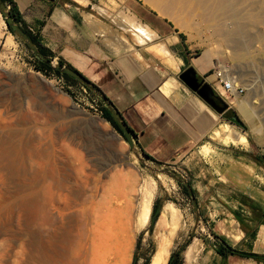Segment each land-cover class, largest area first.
I'll return each mask as SVG.
<instances>
[{
    "label": "rangeland",
    "instance_id": "1",
    "mask_svg": "<svg viewBox=\"0 0 264 264\" xmlns=\"http://www.w3.org/2000/svg\"><path fill=\"white\" fill-rule=\"evenodd\" d=\"M87 2L85 10L115 27L124 28L119 12L147 24L158 34L152 44L163 42L173 56L176 75L190 65L212 82L217 67H227L244 91L229 96L209 85L244 129L216 114L227 124L223 135L242 134L246 142L232 146L247 145L249 161L256 157L264 166V0ZM35 61L0 14V264H130L134 257L135 264H150L163 240L169 241L165 264L177 252L181 264H192L197 245L191 261L185 248L207 232L199 219L193 229L182 182L160 173L161 187L103 121L101 102L76 81L35 71ZM162 169L188 181L182 169ZM146 187L152 192L147 222L135 229ZM157 205L166 217L159 210L151 223Z\"/></svg>",
    "mask_w": 264,
    "mask_h": 264
},
{
    "label": "crops",
    "instance_id": "2",
    "mask_svg": "<svg viewBox=\"0 0 264 264\" xmlns=\"http://www.w3.org/2000/svg\"><path fill=\"white\" fill-rule=\"evenodd\" d=\"M12 1L22 22L18 25L36 39L47 58L74 69L110 101L140 151L156 164L187 173L192 194L198 195L201 229L207 232L203 239L193 238L198 253L192 264H264V166L256 157L249 161L247 145L237 148L214 138L227 124L221 126L217 115L170 71L176 68L173 56L163 42L152 44L158 34L124 12L116 16L124 28L115 27L85 10L87 0ZM138 23L156 36L142 42ZM211 233L261 259L216 254L214 244L220 242Z\"/></svg>",
    "mask_w": 264,
    "mask_h": 264
},
{
    "label": "water",
    "instance_id": "3",
    "mask_svg": "<svg viewBox=\"0 0 264 264\" xmlns=\"http://www.w3.org/2000/svg\"><path fill=\"white\" fill-rule=\"evenodd\" d=\"M0 14L3 17L4 23L6 27L8 28L11 35L15 36L21 43H23L28 50L31 52L32 56L37 60L40 61L46 65L49 66V68L52 71H56L59 74L66 75L68 78L76 81L81 85V87L87 89L89 92H91L100 102L102 107L108 112L112 122L114 123L115 127L119 131L120 135L125 140L130 152L134 156V158L138 161L140 165H142L154 178L155 174L154 171L158 170L156 167L160 166L159 170L163 174L171 177L172 179L176 181H181L186 192L191 198L192 202V211L194 214V230L196 228V225L198 223L199 215L197 212V206L196 202L193 198L190 186L188 184V181L182 176L176 174L175 176L169 174L165 170L162 169V165L156 164L152 161H150L147 156L140 151L139 147L137 146L135 142V136L134 134L129 130V128L126 126L124 121L121 119L120 115L116 111V109L112 106L110 101L94 86L92 85L88 80H86L83 76H81L78 72H75L74 70L68 68L66 65H60L57 61H54L53 59H49L46 56H44L40 50L36 47V45L31 41V39L28 37L26 32L16 23L7 7L6 4H4L0 0ZM196 71L191 67L190 65L184 69L182 72L177 74V79L186 87L187 90H189L191 93L196 95L206 106H208L215 114L221 115L225 119H228L229 121H233L237 123L239 121V118L234 114V112L226 105V103L216 94V92L211 88V86L203 82L201 84H198L196 81ZM232 122V123H233ZM158 182V181H157ZM159 183V182H158ZM159 185H161L159 183ZM162 187V185H161ZM160 210V206L157 205L155 212L153 216L150 218L151 223L153 222L155 216ZM194 230L189 234L188 240L192 237ZM187 240L183 244L185 247V244H187ZM183 247V248H184ZM136 258L134 257L130 264H135Z\"/></svg>",
    "mask_w": 264,
    "mask_h": 264
},
{
    "label": "bare ground",
    "instance_id": "4",
    "mask_svg": "<svg viewBox=\"0 0 264 264\" xmlns=\"http://www.w3.org/2000/svg\"><path fill=\"white\" fill-rule=\"evenodd\" d=\"M107 12V10L104 11V13ZM107 14V13H106ZM162 14V13H161ZM131 20V19H130ZM132 22L134 21L131 20ZM127 22V21H126ZM129 22V21H128ZM127 22V23H128ZM136 23V22H134ZM139 24V23H138ZM138 24H133V25H138ZM129 25V24H128ZM145 25V24H144ZM131 26V25H130ZM148 26V25H147ZM147 26H140V24L137 26V30L140 34V37L139 39L144 42V40L146 41L147 39H144L143 40V37H147L149 39H151L152 37L154 38L156 36L155 32L151 31V29ZM176 26L179 27L180 29H183L179 24L176 23ZM135 27V26H134ZM134 29V28H133ZM137 32V34H138ZM161 45V44H160ZM160 47V46H158ZM161 48V47H160ZM156 49V47H155ZM154 49V50H155ZM159 50V48H157ZM164 49V47H163ZM156 50V51H158ZM162 50V49H161ZM160 51V50H159ZM166 51V50H164ZM168 51V50H167ZM163 52V51H162ZM169 52V51H168ZM167 52V53H168ZM158 53V52H157ZM164 53V52H163ZM166 53V54H167ZM170 53V52H169ZM171 55V54H169ZM164 58V57H162ZM167 59V57L165 58ZM172 59L171 58H168ZM173 61V60H172ZM171 61V62H172ZM175 61V60H174ZM175 64V63H174ZM213 76V75H212ZM227 82V88H228V91L234 95H236V93L234 92V88H235V84H234V81L227 79L226 80ZM223 89H226V88H223ZM227 126V125H226ZM216 140H219V139H222L223 143L224 144H227V143H231V144H235V143H245L246 142V139L245 137L242 135V134H238L237 136H224L223 135V132L222 131H217L216 134H215V137H214ZM158 169V168H157ZM162 173L160 172V170H156L154 171V174H155V179L157 181H159V174ZM150 184V183H149ZM152 184V182H151ZM147 186V185H146ZM151 197H152V192H151V189L149 187H146L144 190H143V194H142V199H141V204H140V208H139V211H138V214L136 216V219H135V225H134V228L138 229V228H141L143 226L146 225V222H147V218H148V214H149V210H150V204H151ZM163 206L161 207V210H162ZM161 215L160 217L163 218V217H166V210L165 208H163V210L161 211ZM171 213V212H170ZM173 215V213H172ZM168 216V215H167ZM171 216V215H170ZM160 219V218H159ZM160 223V222H159ZM168 245H169V241L168 240H163L160 244H159V247H158V250L155 252V255L154 257L152 258V261L150 262V264H165L166 262V259H167V256H168ZM185 259L187 261H191L193 255L195 254L196 252V248H195V244L194 243H190L186 246L185 248Z\"/></svg>",
    "mask_w": 264,
    "mask_h": 264
},
{
    "label": "trees",
    "instance_id": "5",
    "mask_svg": "<svg viewBox=\"0 0 264 264\" xmlns=\"http://www.w3.org/2000/svg\"><path fill=\"white\" fill-rule=\"evenodd\" d=\"M3 3H5L7 6H9V12L13 18V20L18 23V24H21V19L19 17V14H18V11H17V8L15 6V4L13 3L12 0H1ZM22 27V26H21ZM26 32V31H25ZM26 34L28 35V37L31 39V41L40 48V52L46 56L44 50L39 46L38 42L36 41V39L34 37H32L29 33L26 32ZM57 62L60 64V65H64V63L60 60H57ZM67 66V65H66ZM32 67L35 71L37 72H40L41 74H46V73H52L53 75H55L58 79H65L67 82L68 81H73L72 79L68 78L66 75H63V74H59L58 72L56 71H52L48 65L40 62V61H35L32 63ZM68 68L72 69L71 67L67 66ZM74 70V69H72ZM75 71V70H74ZM76 72V71H75ZM100 111V115H101V118L106 121L112 128H114L118 133L119 131L117 130V128L115 127L114 123L112 122L108 112L103 108V107H100L99 109ZM230 122H233V121H230ZM234 125L240 127V128H243L244 129V126L242 124V122L239 120L237 123L233 122ZM120 134V133H119ZM147 156V155H146ZM147 158L151 160V158H149L147 156ZM156 209V207H155ZM154 209V211H155ZM211 235L218 239L219 240V245L217 244H214V251L216 254L220 255V256H226V255H235V256H238V257H242V258H250V259H253V260H260L261 258L258 257L257 255L255 254H250V253H244V252H240L232 247H230L229 245L226 244L225 240L221 237H218L217 235H215L214 233H211ZM167 264H181L180 262V258H179V254L178 252L177 253H173L170 258H169V261Z\"/></svg>",
    "mask_w": 264,
    "mask_h": 264
},
{
    "label": "built area",
    "instance_id": "6",
    "mask_svg": "<svg viewBox=\"0 0 264 264\" xmlns=\"http://www.w3.org/2000/svg\"><path fill=\"white\" fill-rule=\"evenodd\" d=\"M232 80L233 77L229 74V71L227 70V67L223 66V65H219L217 67V69L213 72V81L211 82V84L213 85V87L217 90H220V88H226L224 89L226 91L225 94H228L229 96H233L232 94H230L228 92V86H227V82L226 80L229 79ZM233 81V80H232ZM234 92L239 95L241 94L244 89L238 86H235L234 88Z\"/></svg>",
    "mask_w": 264,
    "mask_h": 264
},
{
    "label": "flooded vegetation",
    "instance_id": "7",
    "mask_svg": "<svg viewBox=\"0 0 264 264\" xmlns=\"http://www.w3.org/2000/svg\"><path fill=\"white\" fill-rule=\"evenodd\" d=\"M36 47L40 50V48L38 46H36ZM188 66L189 65L183 66L181 68V70L179 71V73L182 72L184 69H186ZM195 77H196V81H197L198 84H201V83L205 82V80L203 79V77H201L200 75L196 74Z\"/></svg>",
    "mask_w": 264,
    "mask_h": 264
}]
</instances>
